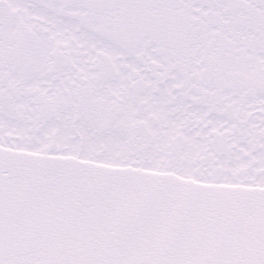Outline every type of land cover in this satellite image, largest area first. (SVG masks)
<instances>
[{
    "label": "snow or ice",
    "instance_id": "1",
    "mask_svg": "<svg viewBox=\"0 0 264 264\" xmlns=\"http://www.w3.org/2000/svg\"><path fill=\"white\" fill-rule=\"evenodd\" d=\"M0 264H264V0H0Z\"/></svg>",
    "mask_w": 264,
    "mask_h": 264
}]
</instances>
